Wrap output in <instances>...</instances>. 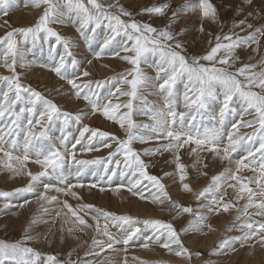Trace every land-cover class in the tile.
Returning a JSON list of instances; mask_svg holds the SVG:
<instances>
[{"label":"snow or ice","instance_id":"obj_1","mask_svg":"<svg viewBox=\"0 0 264 264\" xmlns=\"http://www.w3.org/2000/svg\"><path fill=\"white\" fill-rule=\"evenodd\" d=\"M244 3L253 5V0H244ZM15 4L16 0H0V16L8 15ZM25 6L40 11L36 22L26 27L9 25L10 30L0 36V66L11 73L0 74V87L6 89L0 91V164L13 178L26 177L27 183L11 192L0 191V198L5 201L0 211L10 210L12 197L35 193L37 199L44 202L41 204L43 212L49 213L45 205L59 202L58 195H49L50 192L83 201L75 189L87 187L91 192L98 188L104 192L112 185L114 177H120L127 178L126 182L122 179L115 190L126 187L129 193L141 200L161 206L167 203L169 210L175 211L177 216L193 215L194 219L183 232H201L204 228L215 231L211 224L206 223L207 215L173 201L161 178L148 172L149 164L142 158L172 153L182 191L193 193L188 182L187 166L182 162L181 155L187 149V154L196 157L193 167L198 164L203 169L208 167L207 163H202L207 159L202 153L228 163L223 172L211 177L206 188L195 193L197 201H206L200 207L206 209L208 214L219 215L237 209L235 220L239 223L229 226L226 231L236 230L240 235L222 239L210 251V255L227 257L238 251L237 245L244 248L250 242H253L251 247L258 244L264 249V220L255 219L256 216L264 217V57L257 63H243L238 52L249 48L253 54L260 52L264 25L256 26L250 22L254 13L249 12L244 18L233 20L229 31L223 33L224 24L212 0L185 3L172 12L164 27L137 21L119 0H26ZM170 7L169 3H164L143 9L140 14L164 17ZM186 12L199 13L201 33L205 32L204 21L221 25L222 34L209 40L211 47L206 54L188 55L178 38L184 30H173L178 17ZM238 12L242 14L243 8H239ZM68 18L74 23L76 32L88 41L89 49L97 29L107 30L108 34L99 50L93 53L95 59L110 55L129 65L119 74L117 85L107 96L99 91L104 82L82 80L91 76L86 69L74 73L72 77L66 73L68 67L76 69L79 61L72 51V39L62 35L53 25H66ZM4 23L8 25V21ZM38 44H47L49 55L55 61L51 66L42 67H48L57 77L66 80L75 99L85 101L90 112L73 114L64 111L40 91L22 83V74L17 72V68L31 66L24 62L25 49ZM60 47L63 48L62 53L57 52ZM86 62L92 63L91 60ZM142 65L153 68L155 75H148ZM178 84L183 85L182 94L177 90ZM148 96H157L160 100L153 102L148 100ZM122 97L126 99L121 100ZM20 102L24 103V107L17 110ZM97 114L117 124L124 138L87 125L82 127L78 136L63 131L70 123H80L84 118ZM134 116H146L148 122H138ZM205 117L213 122L211 127L201 123ZM229 118H233L232 122L226 125ZM58 122L62 130L59 137L54 138L51 129ZM242 128L251 131L241 133ZM153 141L157 146L142 152L134 147L136 143ZM101 148L111 149L106 158L78 159V152H96ZM239 149H243L246 155L234 159L233 154ZM29 164L38 170L33 172ZM90 165L102 166L103 174L85 185L81 175ZM73 167L75 183L70 173L66 174ZM245 172L252 175H244ZM200 175L207 176L208 173L200 171ZM44 178H55L62 186L45 183ZM39 187L43 188V192H36ZM228 188L233 190L234 200L225 199ZM241 200L245 201L243 205H239ZM30 203L25 199L19 207L22 209ZM62 203L63 208L55 213V217H61L63 209L68 210L74 218L73 226L67 228L70 236L79 240L75 234L85 233L89 229L103 236L104 239L94 237L85 252V257L95 259L78 257L76 260L69 258L60 261L56 255L42 256L29 245L41 238L32 234L33 227L47 221L43 217L33 216L20 239L0 240V264H113L111 260L101 258L109 251L125 253L119 264H129L128 250L137 243L145 250H151L155 244L169 254L186 259L189 264L193 256L202 255L185 246L182 233L171 222L161 219L139 221L92 204L80 203L74 207L67 200ZM249 209L255 211L250 212ZM82 212L84 215H81ZM68 213H63L65 223L68 222ZM89 214L94 223H89L86 218ZM110 223L143 224L150 234L133 226L118 238L109 230ZM43 238L47 239V236ZM133 260H137L138 264H147L136 257Z\"/></svg>","mask_w":264,"mask_h":264},{"label":"rangeland","instance_id":"obj_2","mask_svg":"<svg viewBox=\"0 0 264 264\" xmlns=\"http://www.w3.org/2000/svg\"><path fill=\"white\" fill-rule=\"evenodd\" d=\"M119 2L128 11L134 14V18L137 21L148 22L156 27H164L168 24L169 18L172 16V12L174 10L180 9V7L185 3H192L193 0H119ZM164 3H169L171 5L164 17L140 14L143 9L160 6ZM212 3L217 6L219 19L224 24L223 33H227L229 31L233 20L242 19L249 12L254 13L253 16L250 17V22L256 26L264 25V0H253V5H247L244 3V0H212ZM25 4L26 0H16L15 6L9 11L8 15L0 16V36H3L6 30H10L9 25L11 27H26L31 26L36 22L38 16L40 15V11L31 6H25ZM239 8H243L242 14L238 12ZM5 21H8V25H5ZM200 23L201 20L198 12H186L181 13L177 22L172 26L173 30L177 32L181 29L184 30L183 35L178 38L184 44L188 55L206 54L211 47L208 43L209 40L213 39L217 34H222L221 25L219 23L204 21V33L199 31ZM53 27L56 28V30L62 35L72 39V51L75 59L79 61V65L76 69L71 67L66 69L67 75L72 77L74 73H79L86 69L91 73V76L83 77V81L93 80L104 82L103 87L99 89L100 93L104 96H107L109 92L113 91L117 85L119 74L123 73L129 65L110 55H105L100 59L94 58L93 53L94 51L99 50L102 41L108 34L107 30L103 28L97 29L96 34L91 40L92 47L89 49L88 41L76 32L75 25L72 23L71 18H68V23L66 25L56 24L53 25ZM236 31H239V29H236ZM209 33L211 35H209ZM253 47H255V45H253ZM62 49V47L58 48L57 52L62 53ZM238 52L243 63H257L262 57H264V38L261 39L259 54H253L251 48L238 50ZM249 57H252L251 60ZM87 60H91L92 63L88 64L86 62ZM35 61H37V63ZM24 62L30 64L31 68H17V72L22 74V83L30 85L33 89L40 91L48 99L53 100L64 111L73 114L90 112V109L86 106L85 101L75 99L74 92L66 80H62L57 77L54 72L48 70V67H42V65L48 64L47 66H51L55 63L49 55L47 44L43 46L38 44L35 47H31L30 45L27 46L25 49ZM239 66L240 65L238 64L237 67ZM142 67H144V70L148 75H155L153 68L145 65H142ZM0 74L11 75V73L2 66H0ZM4 90L6 89L0 87V91ZM177 90L182 94L183 85L178 84ZM124 99L126 98H121V100ZM148 100L158 103L160 98L157 96H148ZM69 101H72L74 104H69ZM113 102L115 103L117 101L113 100ZM16 107L17 110H19L24 107V103L20 102ZM180 110L183 111V108ZM134 119L138 122H148V118L146 116H134ZM197 119L198 121L200 120L199 117ZM232 119L233 118H229L226 121V125H230ZM201 123L205 126L211 127L213 122L205 117ZM84 125L93 129L108 132L112 135L119 136L120 138H124V134L122 130L119 129V126L111 121H108L101 114L84 118L80 123L72 122L66 129H63V131L65 133H71L72 136H78L79 131L82 130ZM61 130L62 125L58 122L52 126L51 134L54 138H58ZM250 131L251 129L247 128L241 129V133ZM156 146L157 143L155 141L145 144L136 143L134 145L137 151L141 152L145 149L154 148ZM113 148H115V144H113ZM110 151L111 149L101 148L96 152H78V159L89 160L97 157L106 158ZM187 152L188 150L185 149L181 153L182 162L187 166L189 177L188 182L191 183L193 193H186L182 191V186L178 181V173H176L175 164L172 162V153L166 152L163 155L157 154L153 156H143L142 158L149 164L148 172L151 175L161 178L173 201L184 206H191L194 209V212L199 211L207 215L208 219L206 223L211 224L215 231H209L207 228H204L201 232H183L182 230L185 229L194 219L193 215L183 214L177 216L175 211L169 210L170 206L167 203L161 206L159 204H153L149 200H141L138 196H133L129 193L126 187L115 190L121 183L122 179L126 182L127 178L114 177L112 185L107 187V190L104 192H100L98 188L92 189L91 192H89L87 187L84 189H75V191L83 197V201H77L74 197L66 196L64 194L50 192L49 195H58L59 202H53L52 204L45 205L49 208V213L43 212L41 204H44V202L38 200L35 193L21 194L12 197L10 210L0 211V240L15 241L20 239L23 235L24 228L27 226L31 218L33 216H40L47 222L45 223L41 221L33 227L32 234L40 235L41 238L34 240L29 246L35 248L42 256L56 255L60 261H66L69 258L76 260L78 257L81 259H95L94 257H85V252L91 246L92 239L94 237L104 239L103 236L98 235L89 229L85 233H76L75 235L79 236V240H77L75 236H70L67 233V228L73 226L72 222L74 220V218L71 217V214L68 213V210L63 209V213H68L67 223L64 222L65 216L63 213L61 217H55V213L57 211H61L63 208L62 202L67 200L74 207H77L80 203L92 204L105 211L114 212L117 215H128L139 221L146 219H161L166 222H171L177 231L182 233L181 239L183 240L185 246L194 253H202L199 257L193 256L190 264H204V262H207V264H264V249L260 248L258 244L254 248L251 247L250 244L253 242H250V244L244 248H239L237 245L238 251L227 257L210 255V251L215 248L222 239L229 236L240 235V233L236 230L231 232L226 231L229 226L234 223H239V221L235 220V217L237 216V209H232L229 213L221 212L219 215L208 214L206 209L200 207V205L206 201H197L195 193L206 188L211 181V177L223 172L224 169L228 167V163L212 159L211 155L208 153H202L201 155L207 157V159H205L202 163H207L208 167L203 169L199 164L196 165V167H193L196 157L187 154ZM243 155H246V153L243 149H239L233 154V158L239 159ZM37 170L32 171L35 172ZM200 171H206L208 175L202 176L200 175ZM69 173L70 178H72V182L75 183V167L69 169V172L66 174ZM165 173H173V175L166 176ZM102 174V166L90 165L83 170L81 181L85 183V185H89ZM244 175L250 176L252 173L245 172ZM23 179L27 178L23 176L13 178L11 173L7 170H3V165L0 164V191L11 192L16 188L24 187L27 180L23 181ZM43 182H50L56 186H62L55 178H44ZM39 188L36 190L37 193L41 192V189ZM145 192L147 194V189ZM227 193L228 195L225 199L234 200V193L231 188L227 189ZM25 199L31 201V203L21 209L19 205H21ZM4 202L5 201L0 198V209H2ZM244 203L245 201L243 200L239 201V205H243ZM249 211L253 212L255 210L249 209ZM81 215H84V213L82 212ZM90 215L91 214H89L86 218L89 223H94L91 220ZM255 219L264 220V217L256 216ZM101 223H103V220ZM133 226L140 227L145 234H150L147 232L143 224L121 225L120 223H110L109 230L119 238L126 230ZM45 236H47V239L43 238ZM84 241H87V243H84ZM124 256L125 253L123 252L112 253L109 251L102 254L101 258H107L111 260L113 264H119ZM127 257L129 264H138V261L133 260V257L138 258L139 261H146L147 264H189V261L186 259L169 254L166 250L155 244L152 245L151 250L141 248L139 243L133 244L128 250Z\"/></svg>","mask_w":264,"mask_h":264},{"label":"bare ground","instance_id":"obj_3","mask_svg":"<svg viewBox=\"0 0 264 264\" xmlns=\"http://www.w3.org/2000/svg\"><path fill=\"white\" fill-rule=\"evenodd\" d=\"M70 33V32H69ZM75 48V47H74ZM78 48V47H77ZM62 51H63V49H62ZM77 52V51H76ZM44 55V54H43ZM79 59V58H78ZM83 60V59H82ZM33 62V61H32ZM36 63H37V61H35ZM39 63V62H38ZM50 63H52V62H50ZM42 64V63H41ZM46 64V63H45ZM48 65V64H47ZM31 68V67H30ZM44 76V75H43ZM54 92V91H53ZM64 99V98H63ZM72 101H69V104H71L72 105ZM74 104V103H73ZM87 123V122H86ZM57 137V136H56ZM28 167L29 168H31L32 170H37V168L35 167V166H33V165H28ZM7 173V172H6ZM26 181L27 179H23V181ZM39 189H41V192H42V190H43V188L42 187H40Z\"/></svg>","mask_w":264,"mask_h":264}]
</instances>
